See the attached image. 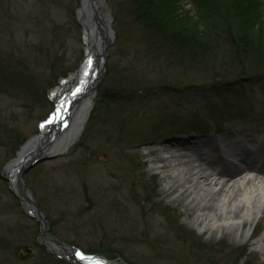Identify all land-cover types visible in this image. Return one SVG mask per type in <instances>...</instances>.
I'll use <instances>...</instances> for the list:
<instances>
[{
	"label": "rangeland",
	"instance_id": "1",
	"mask_svg": "<svg viewBox=\"0 0 264 264\" xmlns=\"http://www.w3.org/2000/svg\"><path fill=\"white\" fill-rule=\"evenodd\" d=\"M165 1L159 6L172 30L196 35L203 48L195 47V53L206 54L195 56L196 66L182 64V58L155 47L157 39L153 47L151 31L136 17L135 0H104L115 42L99 89L116 96L100 102L96 96L76 143L65 155L31 169L24 180L53 236L87 253L114 255V264H264L258 242L264 219L253 217L245 227L254 232L246 245L220 240L221 234L208 239L211 232L192 226L183 205L161 192L163 174L150 154L167 141L199 136V129H208L213 144L237 141L264 149V73L251 82L218 85L236 81L247 67L230 55L234 21L250 45L259 42L264 50V0ZM77 8L78 0H0V175L51 113L48 90L78 68L84 47ZM258 61L264 71V56ZM163 84L184 91L199 87L207 96L189 89L197 95L186 99L196 106L185 113L174 103L165 107L177 98L159 101L162 92L136 95ZM171 113L193 122L169 132L177 123ZM183 149L171 151L187 153ZM222 149L209 152L217 156ZM39 230L0 176V264H73L48 256ZM18 251L27 257L20 259Z\"/></svg>",
	"mask_w": 264,
	"mask_h": 264
},
{
	"label": "bare ground",
	"instance_id": "2",
	"mask_svg": "<svg viewBox=\"0 0 264 264\" xmlns=\"http://www.w3.org/2000/svg\"><path fill=\"white\" fill-rule=\"evenodd\" d=\"M94 9L108 26L109 17L104 11L103 0H79L76 14L83 30L86 58L75 73L63 79L51 92L56 106L53 124L59 125L61 132L49 142L39 139L30 141L21 150L18 157L20 161L34 149L44 155L64 154L84 130L93 106V90L100 66L97 58H101L100 45L102 47L100 42L96 50L93 48L96 39L90 30ZM96 31L101 38L100 28L95 27ZM184 146L187 153L171 151ZM207 146L198 144L189 148L182 140H174L162 143L159 149H153L150 154L155 157L154 168L163 174L161 192L171 195L172 202L183 205L192 226L198 227L203 233L210 231L208 239H217L221 234L220 240L228 238L239 245H246L250 237H254V232L252 235L246 233L245 227L253 217L264 219V180L261 179L264 177V168L253 167L246 162V156L264 158V149L259 146L245 147L232 141L226 143L222 154L209 157L204 153ZM213 147L217 149L219 144L215 143ZM164 151L169 155L164 156ZM18 164L19 160L11 162L9 170L16 172ZM248 171H255L257 175L247 176ZM12 186L16 190L13 180ZM258 242L264 252V235Z\"/></svg>",
	"mask_w": 264,
	"mask_h": 264
},
{
	"label": "trees",
	"instance_id": "3",
	"mask_svg": "<svg viewBox=\"0 0 264 264\" xmlns=\"http://www.w3.org/2000/svg\"><path fill=\"white\" fill-rule=\"evenodd\" d=\"M137 3V14L136 17L139 19L140 23L143 25L144 28L151 31V34H149V37L152 38V44L153 47L155 46V40L157 39L159 41L158 46L163 50L167 52L168 55H175L177 57L182 58V64L189 63V64H195L194 59L195 56L203 54H206L205 52L201 51L202 53H195L194 49L195 47H202L196 39V35L192 36L188 33H181L176 32L172 30L170 25L168 24L166 18H163V11L160 8V3H166L165 0H135ZM216 9H214L215 11ZM213 11V12H214ZM234 25L236 27V31L230 32V38L229 43L232 45L230 47V55L233 52V59L240 61L239 64L243 66L246 63V68L242 69L240 74L246 73V71L250 70H260L262 68H259V57L261 55L264 56V50L261 48V44L258 42L257 46L250 45V41L247 38V34L245 31H243L242 35L240 34L239 28L236 26V23L234 21ZM174 31V32H173ZM239 33H238V32ZM200 42V41H199ZM203 48V47H202ZM209 55V54H208ZM252 55V56H251ZM232 56L230 58H232ZM248 63V64H247ZM196 66V64H195ZM232 85L236 84L235 82L231 83ZM162 89L160 87H155L151 90H141V93L137 92V96H155L156 94L162 92L161 97L158 99L161 101V99L165 100H171V97H175L177 99L170 101L166 104L165 107L175 104V106L180 107L182 110L192 109L194 106H196V103H194L192 100L186 99V97L192 98L193 96L197 94L190 93L188 90L191 88H196L201 90L203 94L206 93L205 90L200 89L199 87H188L187 91H184V89L171 87L169 85H161ZM170 89H173V93L170 92ZM208 89H213V87H209ZM219 90V89H217ZM189 95V96H188ZM113 96H116L113 93L108 94L107 91L101 92L100 98L102 100H106L108 98H111ZM170 108V107H169ZM163 111V110H162ZM171 117H169L170 120L175 121L178 117L175 115V113H171ZM138 117V115H137ZM176 120L175 122H177ZM174 122V123H175ZM185 127L180 125V122L176 123L172 126L173 129H169L168 131H174L178 128Z\"/></svg>",
	"mask_w": 264,
	"mask_h": 264
},
{
	"label": "snow or ice",
	"instance_id": "4",
	"mask_svg": "<svg viewBox=\"0 0 264 264\" xmlns=\"http://www.w3.org/2000/svg\"><path fill=\"white\" fill-rule=\"evenodd\" d=\"M89 64H91V61H89ZM79 91V90H78ZM77 256L79 257V259L81 260H88L89 261V264H103L102 261L100 260H97L95 258H92V257H88L86 256L85 254L83 253H77Z\"/></svg>",
	"mask_w": 264,
	"mask_h": 264
},
{
	"label": "water",
	"instance_id": "5",
	"mask_svg": "<svg viewBox=\"0 0 264 264\" xmlns=\"http://www.w3.org/2000/svg\"><path fill=\"white\" fill-rule=\"evenodd\" d=\"M45 158H40V159H37L36 161H34V164H36L37 162H40V160L42 161V160H44ZM30 166H32V165H30ZM46 230H47V224H46V222L44 223V225H43V229H42V235H43V237H46V238H50L49 237V235L46 233ZM54 241L56 242V240L54 239ZM30 254V251L28 250V255ZM22 259H24L25 258V256H20Z\"/></svg>",
	"mask_w": 264,
	"mask_h": 264
}]
</instances>
